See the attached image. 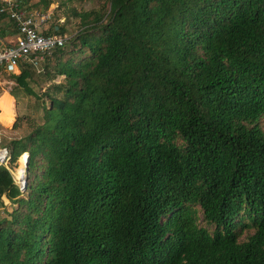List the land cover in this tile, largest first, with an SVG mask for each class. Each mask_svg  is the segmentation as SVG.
<instances>
[{
	"label": "trees",
	"instance_id": "trees-1",
	"mask_svg": "<svg viewBox=\"0 0 264 264\" xmlns=\"http://www.w3.org/2000/svg\"><path fill=\"white\" fill-rule=\"evenodd\" d=\"M21 1L53 19V0ZM70 17L42 71L11 74L42 115L4 140L28 164L24 189L0 164V264H264V0H99Z\"/></svg>",
	"mask_w": 264,
	"mask_h": 264
},
{
	"label": "built area",
	"instance_id": "built-area-1",
	"mask_svg": "<svg viewBox=\"0 0 264 264\" xmlns=\"http://www.w3.org/2000/svg\"><path fill=\"white\" fill-rule=\"evenodd\" d=\"M0 13L9 18L16 28V40L13 45L0 48V69L7 73L19 71V63L31 64L42 71V62L47 55L67 43L66 35L45 34L42 30L52 17L50 11L36 8L27 9L21 0H1ZM8 150L2 144L0 136V164L11 171ZM20 182V188L21 181Z\"/></svg>",
	"mask_w": 264,
	"mask_h": 264
},
{
	"label": "rangeland",
	"instance_id": "rangeland-1",
	"mask_svg": "<svg viewBox=\"0 0 264 264\" xmlns=\"http://www.w3.org/2000/svg\"><path fill=\"white\" fill-rule=\"evenodd\" d=\"M39 0H27L26 6L33 7L32 5ZM64 0H53L52 3L49 6V9L54 13L53 19L50 20L47 24L48 27H51V25L57 23L60 26L64 27L65 29V35L67 37H70L74 32H76L79 24V19L70 17L67 18V14L70 13V9L77 8V10H89L93 7H96L99 0H71L67 1L66 4H63ZM37 8H41V4ZM56 17V19H54ZM12 73H7L2 71L0 73V81L2 86L5 88L7 86H10L6 81L7 79H11ZM35 78L34 81L30 82V87L32 90L40 95L43 93V91L47 88V86L50 84V82L47 81V79L42 76L41 74H34ZM61 80V77L56 78L55 81L59 82ZM51 89V87H50ZM20 90V89H19ZM22 94H24L25 101H23L22 104L18 107V113L15 117L14 121L17 119V125L14 129L6 130L0 128V136L2 140V144L4 145V140L9 139L11 137H19L26 133H28L31 130V116L32 114H36L35 116L39 120L42 115V106H41V100H37L34 96L35 94H28L25 91L21 89ZM21 98V96H20ZM45 104L47 103V100H44ZM38 114V115H37ZM19 158V159H18ZM16 159V163H13V166L11 165V173L18 184L20 185L21 177L23 174V168L21 169V159L18 157ZM20 174V175H19ZM18 176V177H17ZM20 176V177H19ZM3 204H0V218L7 215V212H10L13 205L10 204V202L3 197ZM16 205H14L15 207Z\"/></svg>",
	"mask_w": 264,
	"mask_h": 264
},
{
	"label": "crops",
	"instance_id": "crops-1",
	"mask_svg": "<svg viewBox=\"0 0 264 264\" xmlns=\"http://www.w3.org/2000/svg\"><path fill=\"white\" fill-rule=\"evenodd\" d=\"M42 30H48V24H45ZM15 40L16 33L13 32V28L11 27L9 19L6 17L1 18L0 48L6 47L8 45H13L15 43ZM2 71L3 70L0 69V73H2ZM18 72L19 71H17L16 73ZM6 82L10 84V86H7L5 88L4 86L0 85V128L11 130L14 129L12 127L15 122L14 119L18 113V107L23 103V101H25V97L24 94H22L23 92L21 91V89L23 91L24 89L21 87H17L16 82L14 81V79H12V77L11 79H7Z\"/></svg>",
	"mask_w": 264,
	"mask_h": 264
},
{
	"label": "water",
	"instance_id": "water-1",
	"mask_svg": "<svg viewBox=\"0 0 264 264\" xmlns=\"http://www.w3.org/2000/svg\"><path fill=\"white\" fill-rule=\"evenodd\" d=\"M27 164H28V155L26 158V161L24 163V167H23V174H22V179H21V186L23 187L22 189H24L26 187V170H27Z\"/></svg>",
	"mask_w": 264,
	"mask_h": 264
},
{
	"label": "bare ground",
	"instance_id": "bare-ground-1",
	"mask_svg": "<svg viewBox=\"0 0 264 264\" xmlns=\"http://www.w3.org/2000/svg\"><path fill=\"white\" fill-rule=\"evenodd\" d=\"M26 158H27V155L25 154V155H23L20 159H21V169L24 167V163H25V161H26ZM20 175V174H19ZM18 177V176H17ZM20 177V176H19Z\"/></svg>",
	"mask_w": 264,
	"mask_h": 264
}]
</instances>
